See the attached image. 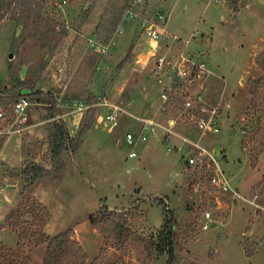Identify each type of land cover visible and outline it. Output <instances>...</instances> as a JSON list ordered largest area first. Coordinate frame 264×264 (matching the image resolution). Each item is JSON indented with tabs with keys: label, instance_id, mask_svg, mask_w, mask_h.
<instances>
[{
	"label": "rangeland",
	"instance_id": "374dc122",
	"mask_svg": "<svg viewBox=\"0 0 264 264\" xmlns=\"http://www.w3.org/2000/svg\"><path fill=\"white\" fill-rule=\"evenodd\" d=\"M132 1L29 0L2 22L0 106L6 121L0 125V232L8 233L0 239V264H39L38 247L26 237L19 245V231L3 227L10 211L31 193L20 173L33 165L51 168L34 195L39 184L52 183L69 208L68 229L94 216L103 247L93 264H168L157 239L170 217L173 264H264V1L246 10V0L236 5L150 0L152 9L160 7L170 19L176 7L186 14L187 22L182 17L178 26L182 31L205 24L194 33L188 52L203 58L214 74L209 99L220 106L221 132L205 137V145L216 157L225 150L222 168L243 197L235 201L216 193L208 166H186L177 148L166 154L162 133L137 146L138 159L128 158L123 136L134 125L129 114L178 116L175 102L161 108L168 80L159 82L154 64L170 46L169 53L184 48L150 40L134 21L118 35ZM97 45L109 49L100 54ZM13 76L28 88H20ZM24 96L31 102L28 125L21 133L3 134L12 126L14 103ZM115 107L123 111L119 126L112 128L105 117ZM56 122L72 131V147L82 128L90 127L79 151L52 157ZM176 130L195 140L185 124ZM171 142L180 145L181 140L173 136ZM60 166L69 171H57ZM205 212L212 213L216 227L202 229ZM32 221L24 219L21 230H35Z\"/></svg>",
	"mask_w": 264,
	"mask_h": 264
},
{
	"label": "built area",
	"instance_id": "2783aa9c",
	"mask_svg": "<svg viewBox=\"0 0 264 264\" xmlns=\"http://www.w3.org/2000/svg\"><path fill=\"white\" fill-rule=\"evenodd\" d=\"M221 0H210V4H216ZM160 4V3H159ZM150 0H134L127 8L121 23L117 27V34L122 35L126 31V23L134 21L139 29L154 42L167 41V44H183L184 48L177 53L160 54L154 64V72L160 83L168 80L161 94V108L169 107L176 103L178 116L166 118L162 121L157 116L132 115L134 125L128 129L123 136V145L130 149L128 158L138 159L136 150L141 143L148 142L151 138H156L162 133V144H166V154H171L175 148L181 153V158L186 166L210 169L209 183L216 193L224 197L231 196L234 201L243 199L238 189L233 188L231 180L222 168V160L226 155L221 148L216 157L205 145V137L217 136L221 132V112L220 106L209 99V82L214 75L209 64L201 57L189 53L195 34L191 38L185 39L169 31L168 24L170 16L160 7L152 9ZM109 46L97 45V52L104 54ZM31 102L24 96L19 98L12 107V126L3 134L11 132L21 133L29 123V108ZM123 110L115 107L109 112L105 119L116 128L120 124V113ZM102 117H99L97 121ZM6 121V113L0 106V125ZM178 124H185L194 134L195 140L185 136H180L175 128ZM174 137L181 140L180 145H173L171 139ZM157 140V139H156ZM187 146L186 149L184 147ZM184 149V150H183ZM214 221L211 212H205L202 218V229L213 228Z\"/></svg>",
	"mask_w": 264,
	"mask_h": 264
},
{
	"label": "trees",
	"instance_id": "16d2710c",
	"mask_svg": "<svg viewBox=\"0 0 264 264\" xmlns=\"http://www.w3.org/2000/svg\"><path fill=\"white\" fill-rule=\"evenodd\" d=\"M29 0H0V26L7 13L13 7H22ZM239 0H229L233 5H236ZM117 26V24H116ZM125 65L122 64L121 68ZM14 77V76H13ZM15 81L20 88L27 89L28 84L20 79L14 77L12 79ZM90 130V127L82 128L76 144L74 147L73 141L69 131L62 122H56L54 124V132L50 136V152L53 158H61L64 153L69 151L77 152L80 150L83 139ZM3 146V142H0V148ZM65 166H60L57 171H65ZM49 170L44 166H27L20 173V179L25 181V183L31 185L33 188L31 193L27 196L25 201L20 204L16 209L11 210L6 216L5 226L10 227L14 231H19L18 240L19 245L22 244L23 239L31 240L30 246L32 248L39 247L41 245H46L47 250L44 255L43 264H64L69 262V264H86L87 255L81 244L74 238L73 229H67L60 232L55 236H49L45 233L44 228L49 220V211L47 208L35 197L34 192L36 185L40 179L48 175ZM27 217L32 218V224L30 226L37 227L35 230H21V227L26 225L24 219ZM88 220L92 225H95L94 216L91 215ZM173 218L167 219L162 227V230L158 235V245L157 250L160 254H167L168 264H173L175 257L174 248V224ZM117 228L121 230V233L125 231L124 225L118 223ZM1 227V229L3 228ZM31 229V228H30ZM96 259L92 262L95 263Z\"/></svg>",
	"mask_w": 264,
	"mask_h": 264
},
{
	"label": "crops",
	"instance_id": "0c3cea01",
	"mask_svg": "<svg viewBox=\"0 0 264 264\" xmlns=\"http://www.w3.org/2000/svg\"><path fill=\"white\" fill-rule=\"evenodd\" d=\"M261 1L264 0H246V10L250 9L251 7H254L255 5L261 3ZM219 3V2H218ZM181 13V10L177 9V7L174 9L173 14L171 16V19L168 24L169 31L172 34H176L180 37H187L185 39L191 38L192 35L200 29L205 28V24L201 23H196L192 27H190V30L182 31L180 30V23L182 20V17L185 18L183 22H187V15ZM126 64V63H125ZM125 66V65H124ZM158 115V114H157ZM66 120L65 118H63ZM162 118L161 120H163ZM67 121V120H66ZM166 121V117L164 119ZM163 121V122H164ZM178 126H181V124H178ZM177 126V127H178ZM176 130V128H175ZM178 131V130H176ZM89 132V131H88ZM179 133V132H178ZM88 134V133H87ZM86 134V135H87ZM71 138H74V135L70 134ZM154 141V140H153ZM11 167H16V166H11ZM47 170H50L51 168L49 166H44ZM69 171V167L66 166L65 173ZM37 199L41 201L49 209V214H50V219L48 223L45 226V233L49 236H55L59 234L62 231L67 230L69 227L68 221L70 220V216H68V209L67 208V203L65 200L61 199L53 186L52 183L50 182H44L39 184V186L36 189L35 193ZM217 226V224H216ZM215 226V227H216ZM74 233H75V238L79 241L81 246L83 247L84 251L86 252L87 255V264L92 263L100 254V250L103 247V239L101 238L100 234L97 232V230L93 227V225L90 223V221H79L77 224L72 227ZM8 233L7 229H2L0 232V239H3L2 237ZM252 235V233L250 234ZM15 237H11L10 239V245L13 246L15 245ZM47 246L46 245H41L39 246L36 251H40V261L39 264H43V259L44 255L46 253ZM249 260L254 259V257H249L247 258Z\"/></svg>",
	"mask_w": 264,
	"mask_h": 264
},
{
	"label": "water",
	"instance_id": "95a60500",
	"mask_svg": "<svg viewBox=\"0 0 264 264\" xmlns=\"http://www.w3.org/2000/svg\"><path fill=\"white\" fill-rule=\"evenodd\" d=\"M229 114H230V111H228V117H229ZM215 225H216V224H214V226H213V227H215Z\"/></svg>",
	"mask_w": 264,
	"mask_h": 264
}]
</instances>
